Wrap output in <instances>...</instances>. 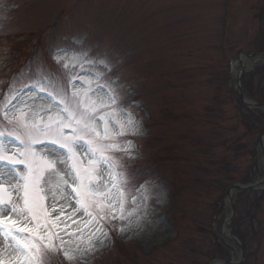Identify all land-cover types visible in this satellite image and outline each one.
Masks as SVG:
<instances>
[{
  "label": "rangeland",
  "instance_id": "1",
  "mask_svg": "<svg viewBox=\"0 0 264 264\" xmlns=\"http://www.w3.org/2000/svg\"><path fill=\"white\" fill-rule=\"evenodd\" d=\"M81 47L111 71L78 64V83L103 73L140 123L117 155L151 198L138 226L57 240L43 264H264V0H0V106L54 104L29 84Z\"/></svg>",
  "mask_w": 264,
  "mask_h": 264
},
{
  "label": "snow or ice",
  "instance_id": "2",
  "mask_svg": "<svg viewBox=\"0 0 264 264\" xmlns=\"http://www.w3.org/2000/svg\"><path fill=\"white\" fill-rule=\"evenodd\" d=\"M62 55H75L78 62L61 61ZM53 60L56 80L43 76L29 86L46 91L54 104L43 111L14 104L20 92L9 89L10 98L0 106V264H43L44 251L54 250L57 240L63 249L85 231L90 238H107L108 223L124 221V233L147 215L150 182L137 183L117 155L135 159L128 137L141 133L139 121L121 105L115 81L96 74L93 89L78 83L82 73H71L78 64L110 72L106 60L82 47L75 54L57 51ZM130 191L133 208L125 215ZM63 254L74 258L68 250Z\"/></svg>",
  "mask_w": 264,
  "mask_h": 264
},
{
  "label": "bare ground",
  "instance_id": "3",
  "mask_svg": "<svg viewBox=\"0 0 264 264\" xmlns=\"http://www.w3.org/2000/svg\"><path fill=\"white\" fill-rule=\"evenodd\" d=\"M243 64H245L244 61H241V64L240 65H243ZM263 143H264V139H263Z\"/></svg>",
  "mask_w": 264,
  "mask_h": 264
},
{
  "label": "water",
  "instance_id": "4",
  "mask_svg": "<svg viewBox=\"0 0 264 264\" xmlns=\"http://www.w3.org/2000/svg\"><path fill=\"white\" fill-rule=\"evenodd\" d=\"M241 97V96H240ZM260 107V106H259ZM260 108H262V109H264V107H260Z\"/></svg>",
  "mask_w": 264,
  "mask_h": 264
}]
</instances>
